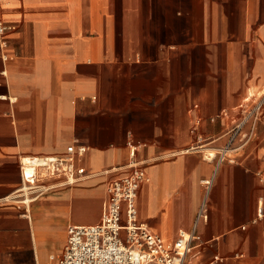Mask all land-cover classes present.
<instances>
[{
    "label": "crops",
    "instance_id": "obj_1",
    "mask_svg": "<svg viewBox=\"0 0 264 264\" xmlns=\"http://www.w3.org/2000/svg\"><path fill=\"white\" fill-rule=\"evenodd\" d=\"M0 18V264H56L133 163L139 221L197 235L184 264H264V99L219 159L264 96V0H0ZM69 145L85 174L21 202L19 159Z\"/></svg>",
    "mask_w": 264,
    "mask_h": 264
},
{
    "label": "built area",
    "instance_id": "obj_2",
    "mask_svg": "<svg viewBox=\"0 0 264 264\" xmlns=\"http://www.w3.org/2000/svg\"><path fill=\"white\" fill-rule=\"evenodd\" d=\"M10 28L0 18L1 45L5 44L3 37ZM263 99L264 96L248 109L238 123L229 128V138L219 151V159L248 141L250 133L242 132L243 125L248 119L258 117ZM128 146L130 156L133 157L136 145L128 142ZM85 150L84 145H69L64 156L21 157L20 201L29 204L48 188L43 181L47 176L62 177L68 184L79 180L85 174V169L76 165L74 155H82ZM146 180L145 171L133 163L128 175L110 181L100 222L89 225L70 224L64 251L56 264H184L192 248V240L197 235L194 231L181 230L174 241L165 243L146 223L139 221L136 197L141 183ZM222 260L216 256L206 264Z\"/></svg>",
    "mask_w": 264,
    "mask_h": 264
}]
</instances>
